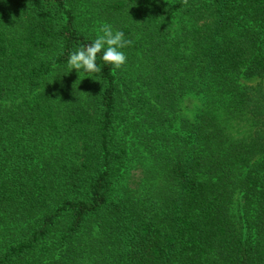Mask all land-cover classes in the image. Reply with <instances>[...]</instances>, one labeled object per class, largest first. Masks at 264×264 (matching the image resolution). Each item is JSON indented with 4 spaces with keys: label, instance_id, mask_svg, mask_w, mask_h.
Instances as JSON below:
<instances>
[{
    "label": "trees",
    "instance_id": "1",
    "mask_svg": "<svg viewBox=\"0 0 264 264\" xmlns=\"http://www.w3.org/2000/svg\"><path fill=\"white\" fill-rule=\"evenodd\" d=\"M263 84L264 0L0 2V264H264Z\"/></svg>",
    "mask_w": 264,
    "mask_h": 264
},
{
    "label": "clouds",
    "instance_id": "2",
    "mask_svg": "<svg viewBox=\"0 0 264 264\" xmlns=\"http://www.w3.org/2000/svg\"><path fill=\"white\" fill-rule=\"evenodd\" d=\"M0 2H4V0H0ZM129 44L130 41L126 39L122 30L114 29L109 23H101L96 30L95 39L91 43L69 53L66 62L67 73L75 70L83 78H98L102 74L103 68L101 63L97 64L98 53H102L101 59L104 65L110 66L113 70H119L127 63L124 49Z\"/></svg>",
    "mask_w": 264,
    "mask_h": 264
},
{
    "label": "rangeland",
    "instance_id": "3",
    "mask_svg": "<svg viewBox=\"0 0 264 264\" xmlns=\"http://www.w3.org/2000/svg\"><path fill=\"white\" fill-rule=\"evenodd\" d=\"M258 81H259V80H257V79H253V80H251L249 83H250V84H256ZM263 85H264V84H263ZM187 104H188V105L191 107V109H192V108H193L192 105H193V104H196V102H195L194 100L191 101V103H189V101H186L185 105H187Z\"/></svg>",
    "mask_w": 264,
    "mask_h": 264
}]
</instances>
